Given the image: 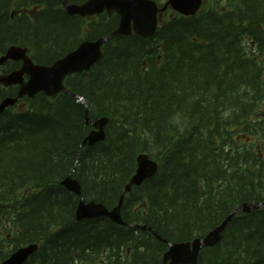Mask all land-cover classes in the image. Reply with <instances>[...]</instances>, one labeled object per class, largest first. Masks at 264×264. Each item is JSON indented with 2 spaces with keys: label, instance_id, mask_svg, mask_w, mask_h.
<instances>
[{
  "label": "trees",
  "instance_id": "trees-1",
  "mask_svg": "<svg viewBox=\"0 0 264 264\" xmlns=\"http://www.w3.org/2000/svg\"><path fill=\"white\" fill-rule=\"evenodd\" d=\"M118 23L69 16L60 0H0V54L21 47L49 66ZM64 87L76 98L39 93L0 114V263L37 244L24 264H162L169 244L264 203V0H206L150 38L118 36ZM13 94L0 90V102ZM101 117L105 140L79 149ZM142 154L156 174L125 194ZM74 166L82 199L111 210L122 197L129 226L75 220L79 198L61 185ZM197 264H264V207L236 214Z\"/></svg>",
  "mask_w": 264,
  "mask_h": 264
},
{
  "label": "water",
  "instance_id": "water-1",
  "mask_svg": "<svg viewBox=\"0 0 264 264\" xmlns=\"http://www.w3.org/2000/svg\"><path fill=\"white\" fill-rule=\"evenodd\" d=\"M60 1L69 16L88 18L102 13L109 16L116 14L119 17L118 26L107 37L93 42H82L74 51L66 54L50 66L34 64L28 58L26 49L8 48L5 55L0 57V65L7 60H11L21 61L22 67L19 71L0 76V84L3 87H19L15 98L2 100L0 114L6 108L14 106L19 99L23 97L32 98L38 93H43L48 98H52L59 93L76 98L74 94H70L65 89L64 79L73 74L88 72L101 59V47L104 43L118 36H130L132 33L143 39L150 38L156 32L161 13L167 9H171V11L181 16L190 17L196 15L203 4V0H165L162 7L159 8L153 0H86L82 4H71L68 0ZM25 76L28 78L27 81H24ZM85 106L87 107V105ZM91 122L94 130L83 140L79 149L83 146H94L105 140L104 126L107 123V118L103 117ZM136 164L135 173L126 186L124 193L129 192L130 186L139 187L145 180L153 177L157 171V163L147 155L138 156ZM74 172L75 166L68 177L61 182V185L79 198L75 211L76 221L104 217L117 225H129L124 223L120 216L122 197L119 199L117 206L111 210L92 201L85 202L81 196L80 186L73 178ZM263 206L264 204L260 203H243L235 208L231 216L238 212L248 214ZM231 216L220 226L211 230L203 239L170 244L163 255L162 264H197L198 255L202 249L214 247L220 242L221 233L227 226ZM37 248V244H31L17 249L1 264H24Z\"/></svg>",
  "mask_w": 264,
  "mask_h": 264
},
{
  "label": "flooded vegetation",
  "instance_id": "flooded-vegetation-1",
  "mask_svg": "<svg viewBox=\"0 0 264 264\" xmlns=\"http://www.w3.org/2000/svg\"><path fill=\"white\" fill-rule=\"evenodd\" d=\"M9 48V47H8ZM7 48V49H8ZM7 49L5 50V52L7 51ZM5 52L4 53H2V54H0V57L1 56H3V55H5ZM11 63H13V64H15L16 65V69H14V70H12V71H10V72H8V73H2V69H0V73H1V75H7V74H9V73H11V72H14V71H19L20 69H21V67H22V62H10V61H8L7 63H5L4 64V66L2 67V68H4L7 64H11ZM27 77H24V81H27ZM8 89H11L12 91H14V94H13V96H11V97H9V96H7V97H5V98H15L16 96H17V93H18V91H19V87L18 86H10V87H2L1 85H0V90H8ZM4 98V99H5ZM3 100V99H2ZM2 100H1V102H2ZM28 99L27 98H22L21 100H19L17 103H16V105H14V109L16 110V111H20V110H22V109H24L26 106H27V101ZM0 102V103H1ZM13 108V107H12Z\"/></svg>",
  "mask_w": 264,
  "mask_h": 264
},
{
  "label": "bare ground",
  "instance_id": "bare-ground-1",
  "mask_svg": "<svg viewBox=\"0 0 264 264\" xmlns=\"http://www.w3.org/2000/svg\"><path fill=\"white\" fill-rule=\"evenodd\" d=\"M97 40H98V39H97ZM95 41H96V40H95ZM91 42H93V41H91ZM104 44H105V43H104ZM104 44H103L102 47H101V53H102V48H103ZM11 47H15V46H11ZM17 48H21V47H17ZM8 61H10V62H21V61H11V60H7V61H5L2 65H0V69H1V68L4 66V64L7 63ZM0 76H1V73H0ZM82 103H83V102H82ZM83 104H84V106L87 105L86 103H83ZM101 118H103V117H101ZM105 118H106V117H105ZM99 119H100V118H99ZM87 120H88V119H86V121H87ZM93 120H97V119H93ZM91 121H92V120H91ZM107 121H108V120H107ZM86 123L88 124V122H86ZM106 124H107V123H106ZM90 126H91V130L89 131V133H90L91 131L94 130V128H93V126H92V122H91V125H90ZM104 127H105V126H104ZM89 133H88V134H89ZM88 134H87V136H88ZM87 136H86V137H87ZM78 202H79V201H78ZM90 202H91V201H90ZM92 202H93V201H92ZM259 203H260V202H259ZM260 204H264V203H260ZM263 207H264V206H263ZM76 208H77V207H76ZM260 208H262V207H260ZM260 208H258V209H260ZM258 209H256V210H258ZM75 211H76V210H75ZM233 211H234V210H233ZM233 211H232V212H233ZM253 211H255V210H253ZM124 212H125V211H124ZM251 212H252V211H251ZM238 213H239V212H238ZM238 213H237V214H238ZM231 215H232V213L229 214V215H228V216H227V217H226V218H225V219H224V220H223L218 226H220V225H221V224H222L227 218H229ZM235 216H236V214L233 215V216H231V218H230V220H229L227 226L225 227V229H224L223 232L221 233V238H222V234L224 233V231H225L226 228L228 227V225H229V223L231 222L232 218L235 217ZM111 222H112V221H111ZM124 223H125V222H124ZM128 226H129V225H128ZM208 233H209V232H208ZM197 239H198V238H197ZM194 240H195V239H194ZM192 241H193V240H192ZM220 241H221V240H220ZM189 242H191V241H189ZM180 243H185V242H180ZM219 243H220V242H219ZM219 243H218V244H219ZM171 244H172V243H171ZM218 244H217V245H218ZM29 245H31V244H29ZM169 245H170V244H169ZM169 245H168V247H169ZM217 245H216V246H217ZM26 246H28V245L21 246L20 248H22V247H26ZM216 246H214V247H216ZM214 247H211V248H214ZM20 248H17V249H20ZM17 249H15L14 251H16ZM37 249H38V248H37ZM204 249H208V248H204ZM167 250H168V248H167ZM202 250H203V249H202ZM202 250H201V251H202ZM14 251H13V252H14ZM36 251H37V250H36ZM36 251H35V252H36ZM201 251H200V252H201ZM13 252H11V253L9 254V256H10ZM35 252H34V253H35ZM34 253H33V254H34ZM33 254H32V255H33ZM164 254H165V253H164ZM199 254H200V253H199ZM32 255H30V256H32ZM9 256H8V257H9ZM30 256L28 257V259L30 258ZM58 256H59V255H58ZM8 257H7V258H8ZM198 257H199V255H198ZM7 258H6V259H7ZM28 259H27V260H28ZM3 261H4V260H3ZM3 261H2V262H3ZM2 262H1V263H2ZM1 263H0V264H1ZM197 263H198V259H197Z\"/></svg>",
  "mask_w": 264,
  "mask_h": 264
},
{
  "label": "rangeland",
  "instance_id": "rangeland-1",
  "mask_svg": "<svg viewBox=\"0 0 264 264\" xmlns=\"http://www.w3.org/2000/svg\"><path fill=\"white\" fill-rule=\"evenodd\" d=\"M203 3L205 4V0H203ZM162 4H163V1L162 2H160V6H162ZM172 13L170 12V11H167V13L166 14H164V19H166V20H168L170 17H172Z\"/></svg>",
  "mask_w": 264,
  "mask_h": 264
}]
</instances>
